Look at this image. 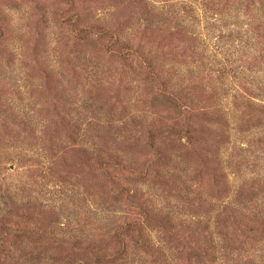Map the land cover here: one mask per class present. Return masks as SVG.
I'll use <instances>...</instances> for the list:
<instances>
[{"label":"rangeland","instance_id":"rangeland-1","mask_svg":"<svg viewBox=\"0 0 264 264\" xmlns=\"http://www.w3.org/2000/svg\"><path fill=\"white\" fill-rule=\"evenodd\" d=\"M0 264H264V0H0Z\"/></svg>","mask_w":264,"mask_h":264}]
</instances>
